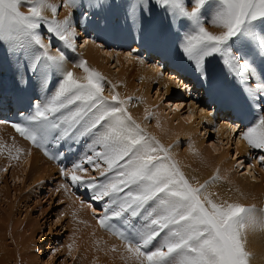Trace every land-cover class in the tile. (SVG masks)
Returning a JSON list of instances; mask_svg holds the SVG:
<instances>
[{
	"label": "snow or ice",
	"instance_id": "6c2138e0",
	"mask_svg": "<svg viewBox=\"0 0 264 264\" xmlns=\"http://www.w3.org/2000/svg\"><path fill=\"white\" fill-rule=\"evenodd\" d=\"M154 2L185 31L181 49L198 77L207 80L208 58L220 57L230 73L244 82L243 105L233 101V107L242 114L259 109V115L239 130L240 139L250 149L264 152V0ZM25 3L27 14L20 11ZM142 4L144 0H134L131 14L141 10ZM64 6L75 7L77 0H64ZM89 6L103 7V3L89 0ZM46 10L55 16L57 7L48 0H0V46L6 45L42 87L50 72L61 75L55 92L24 115V123L12 124L15 131L52 159L87 141L86 152L71 166L61 168L66 179L62 187L84 188L92 200L101 203L103 214L97 222L123 241L135 264H250L246 238L250 232L264 231V217H258L254 208L209 192L218 175L194 186L169 150L146 135L128 114L126 105L132 98L121 99L114 86L109 88L110 98L105 97V78L87 67L86 61H72L84 72L82 77L65 71L67 50L75 51L79 43V24L73 26L67 18L49 20ZM206 23L221 31L209 32ZM42 29L61 42L57 55L49 51L51 42H43ZM252 81H256L254 90ZM48 145L57 151L50 152ZM238 164L243 166L242 161ZM90 170H99L100 178H85ZM114 219L127 227L121 230L111 223ZM134 220L142 223L137 226Z\"/></svg>",
	"mask_w": 264,
	"mask_h": 264
},
{
	"label": "bare ground",
	"instance_id": "6f19581e",
	"mask_svg": "<svg viewBox=\"0 0 264 264\" xmlns=\"http://www.w3.org/2000/svg\"><path fill=\"white\" fill-rule=\"evenodd\" d=\"M59 1L48 0L50 4L53 3L52 5L56 7H58ZM133 2L134 0H102L103 7H86L83 0H77V6L66 7L63 0L59 17L58 12L53 16L50 10H46L44 15L49 20L55 19L57 22H63L67 18L73 26L79 24V30L76 32L77 38L81 42L77 44L75 51L67 50V57L63 65L64 70L72 71L75 76L82 77L84 72L82 69L74 67L72 61L84 60L87 62V67L95 69L105 78L108 85L104 91L105 97L110 98L109 88L113 86L121 99L132 98L131 100H133L138 97L139 108L134 113L127 112L139 125L144 115L150 112L147 97H144L149 96V85L152 82H157L159 86L157 92L161 93L160 90H162L166 96L177 97L178 99L182 92L181 86H185L188 94L193 96L195 94L191 91L194 86L202 88V95L205 99L207 98V101L203 107L201 105L196 107L194 104L188 105L189 114L186 117L188 123L178 113V107L183 105L182 101L175 100L176 102L172 103L178 111L174 115L169 111V108L162 106L160 102L153 109V114L156 112L153 116L155 119L153 128L146 129L143 125L141 128L145 130L146 135L154 137L165 149L169 150L172 160L178 164L180 170L194 186L211 181L214 176L218 175L219 179L208 188L209 192L216 193L223 200L238 202L245 207L254 208L258 217H264V161L260 160V157L264 156V152L250 149L247 143L240 139L239 130L241 128L238 129L241 125L240 121L236 127L223 123L229 119L227 116L230 115V107L228 106L230 99H234L243 105L246 93L244 82L235 74L230 73L220 57L208 58L210 62H206L207 80L198 77L193 63L184 56L181 49V40L185 31L171 21L169 16L165 14V10L155 5L154 0H144L141 10L137 11L135 15L130 12V6ZM81 4L83 6H80ZM82 7L87 12L86 17L80 15ZM149 8L150 11L144 10ZM188 10L191 11V6L188 7ZM20 11L27 14L28 6L26 3L20 8ZM115 18L118 19L117 22H114ZM184 23L188 22L184 21ZM205 27L209 32L215 34L221 31L220 28L210 23H206ZM42 31H46V29H42ZM48 37L50 38L43 40V42L45 44L51 42L52 44L55 38L51 34H48ZM85 39L89 41L87 44H84ZM60 43L58 41L56 46L52 44L49 49L51 55H57V47L60 46ZM172 45L175 46L174 50L170 49ZM78 46H80L79 50L77 49ZM124 50L127 52L125 53ZM168 52L171 57L170 64L173 67H169L170 64L167 62L169 70L166 68L162 70L160 61L167 59ZM74 53L78 54V58L73 57ZM149 55L150 57H148ZM151 55H155V57ZM170 57L168 56V59ZM110 60L115 62V68L119 70L116 75L111 74L110 70L106 68L108 65L110 66ZM177 71L187 78L186 84L188 86L184 80H181L182 76L179 73L177 75ZM164 74H166V78H163L162 75ZM30 77L33 80L32 88L38 103L55 92L61 79L60 73L50 72L45 86L42 87L30 71L16 62L11 50L6 45L0 46V98L4 89L8 87L20 92L23 84ZM258 79L259 77H257ZM255 82L252 81L253 90ZM178 83H181L180 87H177ZM138 87L140 90H137ZM209 105L211 108L213 106L214 112L207 113L205 108ZM217 110L219 113L225 110L224 117L221 116L223 119L214 120ZM163 111L168 112L164 114ZM161 112L163 116L162 114L159 115ZM247 115L251 121L253 117L259 115V109H255L251 114L247 112ZM175 121L177 125L173 126ZM233 127L237 129L236 132H233ZM198 128H201L203 132L201 137L198 135L200 134ZM209 130L216 135V142L211 147H204L206 143L204 136L209 134ZM237 135V139L234 138ZM224 141L225 144H223ZM85 142L87 145L86 140ZM181 142L186 143V149L179 154L177 147ZM86 145L68 166H59V168L71 166L73 160L79 159L86 152ZM230 145H234L233 161L231 160L233 154L231 158L229 154ZM16 148L21 151L17 153ZM248 153L255 155V161L247 164V172L239 176L240 172L246 169V166L244 164L241 166L237 162L242 161L241 158ZM19 161H25V169H28L27 180H31V183L42 181L47 186L52 181L53 174L58 173V176H61V170L57 166L44 159L26 141L18 138L10 128L0 123V166H11ZM86 167L90 166L86 165ZM102 167H106V165L102 164ZM93 173L95 177L100 178L99 170H90L85 178L93 176ZM67 183L70 184V181ZM62 185L63 182L59 183L56 185V189L59 188L61 197L67 199L70 216L75 221L78 220L76 222L79 223L78 231L80 233L77 237L84 235L85 242L87 241L95 254L105 249L117 252L119 255H115V257L118 260L121 259L124 264H135L134 259L130 258V254L126 251L125 244L98 225L97 217L103 214L101 203L92 200L89 191L84 188H77L79 192L81 191L90 197V203L79 204L81 198L77 203ZM132 222L137 226L142 223L140 220ZM246 248L252 254L250 264H264V231L250 232L246 238Z\"/></svg>",
	"mask_w": 264,
	"mask_h": 264
},
{
	"label": "rangeland",
	"instance_id": "374dc122",
	"mask_svg": "<svg viewBox=\"0 0 264 264\" xmlns=\"http://www.w3.org/2000/svg\"><path fill=\"white\" fill-rule=\"evenodd\" d=\"M83 1L85 6L88 7L89 0ZM62 2L63 0L59 1L57 7L58 17L63 6ZM80 15L82 17H86L87 15V12L83 7ZM116 20L118 21V19L115 18L114 22H117ZM76 30H79V27ZM42 32L43 40H48L51 37H48L46 31ZM78 41L79 43L81 42V40ZM57 43V39L52 41L53 46H56ZM79 48L80 46H78L77 49L79 50ZM170 49L174 50L175 46L172 45ZM124 52L126 53L127 51L124 50ZM169 52L167 54V59L168 56L170 57ZM151 56L155 57V55ZM73 57L78 58V54L74 53ZM148 57H150V55ZM167 59L160 61L161 65L159 63L162 70L163 68L169 70L166 63L168 62L170 64L171 57L168 61ZM169 67H173V65L170 64ZM106 68L110 70L111 74L116 75L119 72V70L115 68V62L112 60H110V66L108 65ZM178 73L182 76V81L187 80L184 75L177 71V75ZM162 76H164L163 78H166V74ZM186 83L187 82L185 81V84ZM149 86V96L146 95L144 98L147 97L150 112L145 115L142 114L144 115V118L140 121V126L143 125L146 129H151L153 128V125H155V119H153V116H155L154 114H156V112L153 114V109H155V105L160 102L162 106L169 108V111H171L173 115L179 110L178 113L181 114V118L188 123L186 120V117L189 114L188 105L194 104L196 107L199 105L203 107L207 101V98L205 99L203 97L202 88L200 87L194 86L192 91L190 89L191 93L195 94L193 96L192 94H188L185 86H181L182 92L178 99L177 97L170 98L171 96H166L162 90H160L161 93L157 92L159 91V86L156 81L152 82ZM137 90H140V87H138ZM168 100H170V102H168ZM175 100L182 101L183 103L182 107H178V110L175 109V107H172L175 106L173 104L176 102ZM139 104V98L135 97L127 104L126 110L134 113L139 108ZM205 109L208 111L207 113L215 111L213 106L211 108V105ZM197 111L199 113V110ZM224 111L219 113L217 110L214 120H217V118L218 120L223 119ZM163 112L166 114L168 111ZM198 113L197 115H199ZM161 114L163 116L162 112L159 115ZM176 125L177 122L175 121V125L173 126ZM197 130L200 132L198 135L200 137L203 136L201 128H198ZM237 136H234V138H237ZM215 138L216 135L211 131L209 134L205 135L204 141L206 143L204 147H211L213 143L216 142ZM223 144H225V141ZM230 146L229 154L230 158L233 154L231 159L233 161L234 145ZM177 149L179 154L184 152L186 149V143L181 142ZM254 156L255 155L248 153V155L241 158L246 169L243 172H240L239 176H242L247 172V164L255 161ZM251 159H253V161H251ZM25 167V161L16 162L11 166H0V264H124L121 259L118 260L115 257V255H119L117 252L104 249L96 252V255L92 247L87 244V241L85 242V239L83 238L84 235L77 237L80 233L78 231V220H76V222L74 218L70 216L67 199L63 196L61 197L59 188L56 189V185H59V183L63 182V185L66 184V179L64 177H59L58 173L53 174L52 181L48 184L46 183L47 186L44 185L45 183L42 181L31 183V180H27L28 169H25ZM93 176H95L94 173ZM66 190L69 192V196L77 201V203L78 200H80L79 198H81L79 204L85 202L90 203V197L83 194L81 191L79 192L77 187L69 186ZM93 208H95V205H93ZM69 245L72 246L71 252L69 250Z\"/></svg>",
	"mask_w": 264,
	"mask_h": 264
}]
</instances>
